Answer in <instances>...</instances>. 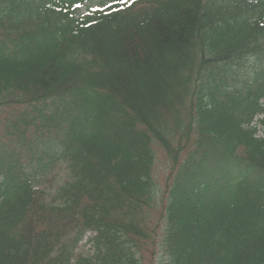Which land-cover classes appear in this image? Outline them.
<instances>
[{
  "label": "trees",
  "instance_id": "obj_1",
  "mask_svg": "<svg viewBox=\"0 0 264 264\" xmlns=\"http://www.w3.org/2000/svg\"><path fill=\"white\" fill-rule=\"evenodd\" d=\"M87 1L0 0V264H264V0Z\"/></svg>",
  "mask_w": 264,
  "mask_h": 264
},
{
  "label": "rangeland",
  "instance_id": "obj_2",
  "mask_svg": "<svg viewBox=\"0 0 264 264\" xmlns=\"http://www.w3.org/2000/svg\"><path fill=\"white\" fill-rule=\"evenodd\" d=\"M101 0H92L86 2L82 8L81 13H84L89 8H97L100 6L99 2ZM4 112L0 113V121L2 122L4 117ZM261 117V116H259ZM257 117V118H259ZM256 118V119H257ZM257 122V120H255ZM156 160L154 163V178L155 181L159 184L161 189L164 188L166 176L168 172V163L166 159V155L164 151L159 149L157 151ZM61 165L57 167V179L55 185L61 184L63 182V179L65 177V173L60 168ZM159 209L156 208L155 213L157 212V215L159 214ZM158 227L155 229V231L150 232V238L144 239L143 242L141 241L139 244L140 251L137 252L138 257L140 259L141 264H167V254L164 251L163 246L161 245V237H162V222L158 221ZM93 235L91 232H87L82 239V241L79 243L78 247L75 250V254H81V255H88L92 253V248L89 242H87V239L90 238Z\"/></svg>",
  "mask_w": 264,
  "mask_h": 264
},
{
  "label": "snow or ice",
  "instance_id": "obj_3",
  "mask_svg": "<svg viewBox=\"0 0 264 264\" xmlns=\"http://www.w3.org/2000/svg\"><path fill=\"white\" fill-rule=\"evenodd\" d=\"M122 2H124V0H122Z\"/></svg>",
  "mask_w": 264,
  "mask_h": 264
}]
</instances>
